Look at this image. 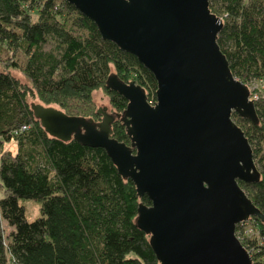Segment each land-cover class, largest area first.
<instances>
[{
	"label": "trees",
	"instance_id": "obj_1",
	"mask_svg": "<svg viewBox=\"0 0 264 264\" xmlns=\"http://www.w3.org/2000/svg\"><path fill=\"white\" fill-rule=\"evenodd\" d=\"M222 20L218 44L231 73L256 87L257 122L232 118L254 154L259 182H240L264 214V0H210ZM20 72L23 79L14 72ZM116 76L135 81L156 102L158 83L138 59L105 41L96 24L64 0H0V264H160L151 236L138 224L140 198L135 184L120 175L101 148L50 137L30 100L68 116L101 120L93 93L103 90L123 115L128 101L107 82ZM25 79V80H24ZM27 127V130H24ZM113 138L131 146L120 119ZM16 142L17 152L4 150ZM41 203V215L27 219L24 201ZM259 232L237 236L264 264V223Z\"/></svg>",
	"mask_w": 264,
	"mask_h": 264
},
{
	"label": "water",
	"instance_id": "obj_2",
	"mask_svg": "<svg viewBox=\"0 0 264 264\" xmlns=\"http://www.w3.org/2000/svg\"><path fill=\"white\" fill-rule=\"evenodd\" d=\"M64 1L154 75L156 102L135 81L111 76L108 88L128 101L123 115L109 114L96 91L100 122L30 100L42 128L63 142L104 149L139 197L147 196L151 205L140 204L137 224L160 264H252L237 226L264 223V214L240 182L255 184L260 174L232 116L257 122L256 110L218 44L223 23L210 0ZM116 118L131 146L113 138Z\"/></svg>",
	"mask_w": 264,
	"mask_h": 264
},
{
	"label": "rangeland",
	"instance_id": "obj_3",
	"mask_svg": "<svg viewBox=\"0 0 264 264\" xmlns=\"http://www.w3.org/2000/svg\"><path fill=\"white\" fill-rule=\"evenodd\" d=\"M16 73V76L19 78L23 79V75L20 72H14ZM25 80V79H24ZM99 94L100 101H104L106 99L108 101V105L111 108L110 113L114 112L109 97L104 93L103 90H98L96 91ZM37 98L33 99L35 101ZM95 109L97 110V105L94 102ZM100 122L101 120H97ZM4 150L6 151H11L13 153L17 152V143L12 142L7 145H5ZM1 196V195H0ZM26 207L27 210V219L29 221H34L38 216L41 215V203L37 201H31V200H26L23 203ZM254 232H259L258 226L255 224V222H248L245 226V231L243 232L244 234H253Z\"/></svg>",
	"mask_w": 264,
	"mask_h": 264
},
{
	"label": "built area",
	"instance_id": "obj_4",
	"mask_svg": "<svg viewBox=\"0 0 264 264\" xmlns=\"http://www.w3.org/2000/svg\"><path fill=\"white\" fill-rule=\"evenodd\" d=\"M255 89L256 87H249L250 100H252L254 103L258 99V94L255 93ZM24 130H27V127H24ZM245 223H248V222H244L240 226L244 225Z\"/></svg>",
	"mask_w": 264,
	"mask_h": 264
},
{
	"label": "flooded vegetation",
	"instance_id": "obj_5",
	"mask_svg": "<svg viewBox=\"0 0 264 264\" xmlns=\"http://www.w3.org/2000/svg\"><path fill=\"white\" fill-rule=\"evenodd\" d=\"M107 112H108V110H107ZM109 114H112V113H109Z\"/></svg>",
	"mask_w": 264,
	"mask_h": 264
}]
</instances>
